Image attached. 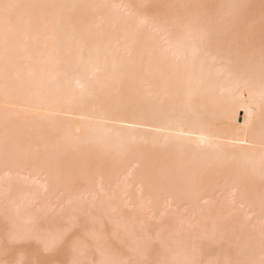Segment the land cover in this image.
Instances as JSON below:
<instances>
[{
    "label": "bare ground",
    "instance_id": "bare-ground-1",
    "mask_svg": "<svg viewBox=\"0 0 264 264\" xmlns=\"http://www.w3.org/2000/svg\"><path fill=\"white\" fill-rule=\"evenodd\" d=\"M44 243L260 264L264 0H0V261Z\"/></svg>",
    "mask_w": 264,
    "mask_h": 264
},
{
    "label": "snow or ice",
    "instance_id": "snow-or-ice-1",
    "mask_svg": "<svg viewBox=\"0 0 264 264\" xmlns=\"http://www.w3.org/2000/svg\"><path fill=\"white\" fill-rule=\"evenodd\" d=\"M11 5H5V8H9ZM143 23L144 21L141 20ZM11 239L13 241L19 239L16 236H12ZM59 249L54 246H49L47 243L43 244V247L38 250V258L35 260L34 264H66L65 261L60 260ZM0 264H14L13 261H0ZM31 264V262H30ZM72 264H78L77 261H73ZM192 264H197V262L193 261ZM202 264V262H200ZM260 264H264V259L260 261Z\"/></svg>",
    "mask_w": 264,
    "mask_h": 264
}]
</instances>
